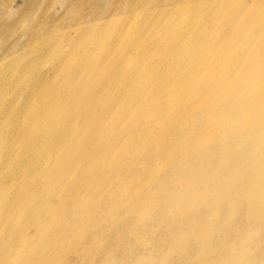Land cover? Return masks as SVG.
I'll return each mask as SVG.
<instances>
[{"label":"bare ground","instance_id":"1","mask_svg":"<svg viewBox=\"0 0 264 264\" xmlns=\"http://www.w3.org/2000/svg\"><path fill=\"white\" fill-rule=\"evenodd\" d=\"M73 20L65 33L82 26ZM198 24L189 35L169 27V42L153 48L145 39L132 53L135 42L114 49L111 32V59L87 51L91 62L77 64L83 90L52 92L53 108L38 104L0 159V264H77L81 238L96 264H123L122 254L127 264H264V88L250 90L248 74L244 93H228L215 79L222 57L204 54ZM59 25L46 29L57 36ZM262 26L246 40L257 43ZM207 65L215 73L203 77ZM54 204L73 226L53 230L48 244L38 226Z\"/></svg>","mask_w":264,"mask_h":264},{"label":"rangeland","instance_id":"2","mask_svg":"<svg viewBox=\"0 0 264 264\" xmlns=\"http://www.w3.org/2000/svg\"><path fill=\"white\" fill-rule=\"evenodd\" d=\"M75 1L0 0V159L17 148L16 132L31 122L38 104L46 108L57 104L47 98L49 94L54 92L55 98L57 95L70 98L84 89L80 87L83 81L77 64L91 62L85 58L87 51L97 58H112L109 48L105 47L111 32L117 36L114 49L125 41H134L135 46L129 50L132 53L145 39L153 48L162 39L169 42L175 33L169 27L184 25L179 35H189L199 22V33L206 37L204 54L208 58L222 57L216 70L221 76L215 79L221 81L227 92L233 93L239 88V93H244L239 82L248 74L249 77L255 74L250 79V90L264 88V26L255 32L257 43L246 40L247 33L254 31L264 19V0H81L77 7ZM258 1L261 8L257 7ZM76 16L80 19L77 23L82 26L75 32L65 33ZM55 20L60 21L57 28L61 34L51 36L46 26H51ZM201 24L204 26L200 27ZM35 31L37 34L28 40ZM216 37L227 39L228 43H207L208 39ZM67 48L69 51L64 54ZM59 55L62 60L53 64L52 57ZM140 56L149 59L144 54ZM216 61L211 62L217 66ZM118 69L123 71L121 67ZM39 71L49 72L51 76L41 79ZM70 73L76 76V82L66 79L65 74ZM201 73L204 77L215 72L207 65ZM41 121L45 122V118ZM6 169L3 161L0 170ZM21 208L22 205L19 210H23ZM56 209V204L48 208V215L52 214V217L38 226V232L48 244L55 241L53 230L73 226L71 218L54 215ZM93 231V228L87 229V232ZM81 233L78 231L77 236ZM78 242L81 257L77 258V264H96L88 239L81 238ZM99 244L101 249L103 238ZM40 255L39 262H48L49 257ZM128 262L122 254L121 263Z\"/></svg>","mask_w":264,"mask_h":264}]
</instances>
